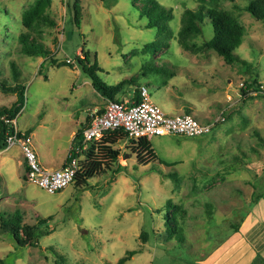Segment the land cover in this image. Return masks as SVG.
<instances>
[{"label":"rangeland","instance_id":"rangeland-1","mask_svg":"<svg viewBox=\"0 0 264 264\" xmlns=\"http://www.w3.org/2000/svg\"><path fill=\"white\" fill-rule=\"evenodd\" d=\"M35 1L0 0V82L25 88L15 128L31 132L42 167L58 169L72 134L93 108L107 103L76 58L94 59L106 85L133 78L146 86L150 101L166 115L186 110L206 124L222 114L224 122L201 137L149 138L156 161L146 166L136 164L128 142H119L113 169L118 164L120 169L88 179L82 191L72 183L53 195L24 178L18 146L5 150L0 216L18 214L29 226L46 220L50 234L39 238V248H16L0 232V264H115L128 251L137 254L125 264H264V22L238 11L247 0H157L172 12V35L163 41L139 18L136 9L143 0H79V27L73 21L75 0H48L45 12L55 26L32 34L47 48L45 58L21 54L17 40L21 16ZM200 4L217 5L237 17L244 39L235 54L247 67L227 65L212 50L193 55L180 48L181 16ZM212 35L206 19L195 43ZM156 39L165 48L147 54L144 45ZM252 79L258 92L242 100L240 91ZM125 85L118 101L136 89ZM15 101V94L0 92V108ZM255 190L263 198L251 209ZM165 214L176 216L181 243L165 240ZM250 214L251 229L234 233L232 226L241 228Z\"/></svg>","mask_w":264,"mask_h":264},{"label":"trees","instance_id":"trees-1","mask_svg":"<svg viewBox=\"0 0 264 264\" xmlns=\"http://www.w3.org/2000/svg\"><path fill=\"white\" fill-rule=\"evenodd\" d=\"M218 0H211L215 3ZM233 3L235 0H226ZM48 0H36L27 11L21 16V24L23 32L18 37V43L20 45V53L27 57H47L49 55L47 48L39 43L33 36V33H38L41 26L47 25L54 27L55 23L50 20V17L46 15V8ZM135 6V2L133 3ZM240 12L247 13L251 18L256 21L264 22V0H247L245 5L241 8H237ZM140 19H144V28L147 30H155L160 39L165 40L172 35L169 23L172 20V12L169 9L161 6L157 0H143L139 7L136 9ZM81 19L80 1L75 0L73 6V21L76 27H79ZM211 25L213 35L208 40L201 44L195 43V40L202 35V28L204 21ZM244 39L243 28L238 23L237 17L230 12L220 8L219 6H212L206 4H200L195 11L185 10L181 16L180 28L176 35V40L180 48L193 55H200L208 50L215 52L227 65H242L248 66L247 63L241 60L235 51L240 47ZM159 39H156L150 43L144 45V51L147 54H155L161 49L165 48V43ZM78 66L81 68L83 74L87 75L90 79L92 89L104 100L120 102L117 96L123 93V88L127 85L135 86L133 95L135 99L134 103L139 101V84H136L133 78L127 81L119 82L115 85H106L98 77V69L94 59L91 61L88 59H75ZM67 66V65H66ZM14 78L17 77L14 66H11ZM155 73H160L161 70L155 69ZM174 77L173 73L169 74V78ZM256 87V81L250 80L245 85L244 89H241V98L245 99L247 95L256 93L254 88ZM251 90V91H250ZM0 92L4 94H15L16 101L9 108H0V152L5 150L6 138L9 134L13 133V128L2 121V118L8 121L16 119L19 111L23 107L25 88L23 86L14 85L7 86L5 83L0 82ZM103 110L99 111L102 114ZM189 115L188 111L183 113ZM91 116L87 121L76 130L72 139V144L69 149L71 156L78 158V171L73 179L74 188L78 191H82L87 187V180L95 176H99L101 173L107 171L116 172L121 168L118 164L117 169H113L120 156V152L114 147L119 142H128V150L135 157L136 164L138 166H146L150 162L156 161V155L151 147L149 139L143 138L137 141L130 140L127 135L122 131L107 132L104 136L95 143L87 145L85 150H82L79 156L73 153V150L77 147L81 148L82 134L84 129L89 125ZM220 124V123H218ZM217 124V125H218ZM20 132V131H19ZM26 135H30V131L20 132ZM84 157L79 160L81 156ZM24 178L27 180V166L23 161ZM71 183V184H72ZM167 206H170L169 204ZM172 219V220H171ZM236 225V226H235ZM232 226L233 232H238L240 225L235 224ZM163 226L165 233V240H175L179 243L182 242V233L180 231L179 223L176 220V216H163ZM0 232L7 235L16 248H39V238L49 235L50 228L47 225L46 220H39L35 225L29 226L22 223V218L18 214L2 215L0 216ZM137 252L128 251L126 255L121 257L115 264H125L131 259ZM259 261H254L251 264H257Z\"/></svg>","mask_w":264,"mask_h":264},{"label":"built area","instance_id":"built-area-1","mask_svg":"<svg viewBox=\"0 0 264 264\" xmlns=\"http://www.w3.org/2000/svg\"><path fill=\"white\" fill-rule=\"evenodd\" d=\"M70 63V61H68ZM139 101L134 103L107 101L103 109L95 110L91 115L89 125L82 134L81 148L73 153L79 156L90 143L98 142L105 133L122 130L130 140L149 139L156 136H181L196 138L205 136L224 121L222 114L211 123L200 124L190 115H166L158 106L150 101L145 86H140ZM5 124L13 128V133L6 138L5 150L18 146L27 166V181L37 186L46 194H56L69 186L78 171V158L67 153L64 166L58 170H48L41 166L31 146L30 136L20 133L15 128V120L2 118Z\"/></svg>","mask_w":264,"mask_h":264},{"label":"crops","instance_id":"crops-1","mask_svg":"<svg viewBox=\"0 0 264 264\" xmlns=\"http://www.w3.org/2000/svg\"><path fill=\"white\" fill-rule=\"evenodd\" d=\"M142 86V85H141ZM146 87V86H145ZM169 90H172V89H169ZM126 98H121V100H119L120 102H124V103H132V102H134L133 100L135 99V96L131 93V94H129V95H126L125 96ZM101 104V103H100ZM104 104H101V106L100 107H102ZM93 106V105H92ZM104 107H105V105L102 107V108H93V110H92V113L95 111V110H103L104 109ZM185 112H187L186 110L184 111V113ZM92 113L90 114V115H92ZM188 113H190L189 111H188ZM180 115H183V114H180ZM208 119V118H207ZM207 121H210V120H207ZM224 122V121H223ZM29 131V130H28ZM27 132V131H26ZM30 135H32L31 133H30ZM72 135H74V133L72 134ZM71 144H72V142H71ZM70 149V148H69ZM20 150V149H19ZM3 152H5V150H3V151H1L0 152V155L3 153ZM21 152V151H20ZM21 157L23 158V156H22V154H21ZM21 158V159H22ZM38 158H39V160H41V158H40V156L38 155ZM66 158V157H65ZM23 162H21L20 163V165L22 164ZM64 163H65V159L62 161V163H61V165L59 166V168L58 169H60V168H62L63 166H64ZM58 169H55V170H58ZM254 178L256 179L257 178V176L255 175L254 176ZM261 190V189H260ZM251 198H255V201H253V202H248V205L250 206H252L251 207V209L252 208H255V205H256V203H259V201H260V199L261 198H263V192H259V191H253V193H251L250 194V199ZM258 211V210H257ZM257 211L255 210H253L252 211V214H254V213H257ZM262 213V212H261ZM250 219H253L252 217H251V214L244 220V222H243V224H242V227L240 228L239 227V230H238V232H235V233H243L245 230H250L251 229V227H252V225H253V220H252V222L250 223L249 221H250Z\"/></svg>","mask_w":264,"mask_h":264}]
</instances>
